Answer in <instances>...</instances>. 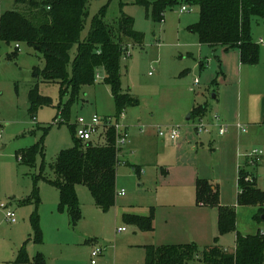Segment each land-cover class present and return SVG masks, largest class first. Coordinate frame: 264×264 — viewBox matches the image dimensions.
<instances>
[{"label":"rangeland","instance_id":"rangeland-1","mask_svg":"<svg viewBox=\"0 0 264 264\" xmlns=\"http://www.w3.org/2000/svg\"><path fill=\"white\" fill-rule=\"evenodd\" d=\"M107 4L104 18L108 24L117 28L125 13L134 19V29L143 36L141 44L129 43L121 62L122 87L137 100L136 105L124 110V122L133 134L117 168V188L124 189L125 194H118L115 205L104 211L96 206L88 187L78 185L81 218L74 225L68 212L58 209V189L41 178L34 181V175L40 173L55 178L52 164L62 149L73 146V125L80 117H115L117 106L103 70H99V79L82 85L72 99L73 90L68 85L35 78L34 69L45 65L41 52L23 43L14 53L15 45L0 41V204L7 205L17 217L11 223L0 212V264H33L38 252L43 254L45 264H55L57 259L64 264H91L94 246L103 250L95 257V264H145L142 244L190 242L203 249L216 243L233 252L237 232L264 233V220H257L259 206L239 204L238 183L240 168L255 174L253 171L262 163L257 175L259 188L264 191V127L251 130L245 116L251 94L259 93L264 99L262 90L253 87V79L245 76L233 112L236 124L221 116L229 125L228 132L221 136L219 124L211 119L217 103L213 97L223 91L228 70L225 62L213 56L189 30L199 19V7L184 4L187 10L183 11L178 4L166 10L163 21H155L139 0H92L82 40L93 18ZM21 6L15 0H0V16ZM252 35L264 39V22H253ZM262 43L259 67L251 68L256 73L264 69ZM76 53L74 46L72 58ZM34 93L40 98L37 103L32 99ZM203 107L208 112L200 116L196 109ZM200 124L207 130H198ZM238 124L246 130L239 131ZM168 127L179 131L178 140L158 135L160 128ZM94 141L105 142L99 133ZM31 148H36L32 165L23 160ZM254 148L263 151L258 166L250 165L246 156ZM198 179L219 184L221 204L236 213L234 229L220 233L218 209L196 202ZM35 189L39 201H20L33 196ZM152 212L153 232L144 233L124 219L126 213L148 216ZM36 216L42 241L36 239ZM120 227L126 230L118 232ZM22 249L29 260L20 263ZM190 264L204 263L196 260Z\"/></svg>","mask_w":264,"mask_h":264},{"label":"trees","instance_id":"trees-1","mask_svg":"<svg viewBox=\"0 0 264 264\" xmlns=\"http://www.w3.org/2000/svg\"><path fill=\"white\" fill-rule=\"evenodd\" d=\"M15 1L22 6L0 16V41L8 46L15 45L14 53L19 50L17 44L23 43L42 53L45 65L34 69L35 78L68 85L73 90V99L82 85L94 83L99 70H103L104 81L111 86L117 115L127 107L136 105L137 100L123 89L121 81V62L129 50L128 45L141 44L143 37L141 32L134 29V19L130 15L122 13L115 28L105 21L108 4L103 6L93 18L87 37L82 40L81 33L92 0ZM139 1L147 11H151L155 21H163L166 10L175 5H197L199 19L189 26V30L197 34L201 44L239 49L244 64L256 65L260 62L261 46L253 38L252 24L255 20L264 22V0ZM74 46H77V53L72 58ZM70 64L72 72L69 71ZM32 99L36 103L40 101L35 93ZM206 108H198L196 113L203 116ZM73 141V146L62 149L52 164L55 178L40 173L34 175V181L41 178L58 189V209L67 211L71 223L75 225L81 218L78 185L88 187L100 209L107 211L115 205L117 168L121 158L113 129L108 130L104 143L94 140L83 142L76 136V127L73 125ZM35 153L36 148L28 149L23 160L32 165ZM248 175V170L239 169V204L258 205L257 220L261 221L264 220V191L257 186L256 176L253 174V181H250L246 179ZM195 188L199 205L218 209L220 233L234 229L236 213L221 204L219 185L207 179H198ZM32 198L39 201L37 189L33 196L20 201L27 203ZM124 219L142 231L154 229L153 212L148 216L126 213ZM34 229L37 241H42L38 216L34 219ZM23 249L19 253L20 263L29 260ZM145 249V264H190L196 260H202L205 264H264V233L259 231L257 234L242 235L237 232L233 252L226 251L216 243L203 249L196 243L147 245ZM34 264H45L42 253L34 257Z\"/></svg>","mask_w":264,"mask_h":264},{"label":"crops","instance_id":"crops-1","mask_svg":"<svg viewBox=\"0 0 264 264\" xmlns=\"http://www.w3.org/2000/svg\"><path fill=\"white\" fill-rule=\"evenodd\" d=\"M254 40L260 46H261L262 42L264 43L263 38H261L262 42H261V40H257L255 38H254ZM201 45L203 47H207L213 56L220 58V60L224 61L226 66H227L226 69L228 70V73L224 77V83H222L224 85V88H223L222 92L219 91L214 95L213 98H215L217 103L213 109L216 111V113H219L223 117L222 118L223 120L231 123L232 125H235L236 119H235L234 114H235L236 105L238 104V103L236 104V98H237L238 93L241 91V84H242L243 79L245 78V76L252 78L253 79V81H252L253 87H255L256 89L259 88L260 90H262V92L264 94V69L261 70L260 72L256 73L251 68L259 67V63L256 65H248V64L242 63L239 49H235V48L229 49V48H226L223 46H210V45H203V44H201ZM20 47H21V44H20ZM20 47H19V49H20ZM189 55L193 56V53H189ZM260 59H261V57H260ZM221 105H224L226 109L223 108V106H221ZM247 106H248V110H247L245 116L247 119V123L250 125L251 130L255 129V131H256V129L259 126H260V128H263L264 127V99L261 97V94L253 92V94H251V96H250V99L248 101ZM229 109L232 110V112H230ZM207 112H208V110L206 108L205 115L207 114ZM233 112H234V114H233ZM239 114L240 113L237 112L236 116H239ZM130 127L131 126H129V131H130ZM237 128L240 131V128L238 126H237ZM142 134L145 135L146 133H142ZM131 137H133V134ZM130 143H131V141H130ZM130 143H128V144H130ZM121 156H120V158H121ZM121 160H122V158H121ZM259 164L260 163H258L257 166ZM261 165H262V163H261ZM261 165L258 168H256V171L255 170L253 171L255 173L254 175L257 178L256 183H257L258 187H259V185H258L259 177L257 174H259V168L262 167ZM134 170H136V169L134 168ZM214 183H216V182H214ZM117 190H118V188H117ZM131 214H134V213H131ZM137 215H140V214H137ZM141 216H145V215H141ZM154 230H155V226H154V229L152 231H142V232L147 233V232H153ZM177 242H179V241H177ZM186 243H188V242H185V243H183V242H181V243H165V244H186ZM147 245L157 246L158 244H154V243L142 244L141 246L144 248L145 256H146L145 247ZM211 245H213V244H211ZM211 245H207V246H211ZM207 246H205V247H207ZM94 247H92V250L94 249ZM92 250H91V252H92ZM38 253H41V252H38ZM62 254H63V250H61V255ZM36 255H34V257ZM34 257H33V264H34ZM50 257L51 256L48 257L49 260H50ZM144 259H145V257H144ZM55 264H64V263H63V261H59V259H57Z\"/></svg>","mask_w":264,"mask_h":264},{"label":"built area","instance_id":"built-area-1","mask_svg":"<svg viewBox=\"0 0 264 264\" xmlns=\"http://www.w3.org/2000/svg\"><path fill=\"white\" fill-rule=\"evenodd\" d=\"M182 10H187V6H182ZM262 41V40H261ZM20 45L17 44V48H19ZM97 78L99 79V74L97 75ZM196 83H198V80H196ZM213 122L218 123L219 125V134L221 136L225 135L229 130V125L226 124L224 121L221 120V115L219 113L214 114V116L211 118ZM125 113L124 111L120 113V115L113 116H100L98 114H93L92 117L89 120H86L84 117H80L78 121L75 122L76 127V136L82 140L83 142H88L94 140V136L99 133L100 136L104 137V140H107V132L109 129H113L115 132V142H116V148L118 152L120 153V156L123 153L124 147L130 143L131 134L129 131V125H127L125 122ZM238 127L241 130H246V127L242 124H238ZM198 130L203 131L207 130L205 126L200 124L198 127ZM141 132L144 133L145 130L141 128ZM158 135L160 137H169L171 140L176 141L179 139V131L175 127H168L166 129L160 128L158 131ZM246 156L248 158V162L252 166H257L259 161L261 160L263 156V151L259 150L257 148L251 149L246 153ZM243 169V168H240ZM249 175L246 178L247 180L250 179V181H253V174L252 171H248ZM124 195L125 190L122 189L121 191L117 190V195ZM0 212L5 213L6 219L11 222L15 223L17 221V217L14 211L7 208V205L4 203L0 204ZM125 227L118 228V232L125 231ZM103 252L102 248L94 247V249L91 252V263L95 264L96 260L95 257L100 255Z\"/></svg>","mask_w":264,"mask_h":264}]
</instances>
